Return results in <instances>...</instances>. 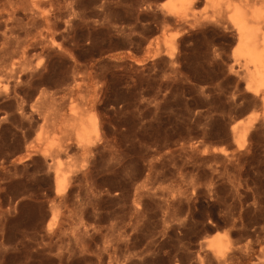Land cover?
<instances>
[{"label":"rangeland","instance_id":"rangeland-1","mask_svg":"<svg viewBox=\"0 0 264 264\" xmlns=\"http://www.w3.org/2000/svg\"><path fill=\"white\" fill-rule=\"evenodd\" d=\"M216 1L0 0V264H264V95Z\"/></svg>","mask_w":264,"mask_h":264},{"label":"bare ground","instance_id":"bare-ground-1","mask_svg":"<svg viewBox=\"0 0 264 264\" xmlns=\"http://www.w3.org/2000/svg\"><path fill=\"white\" fill-rule=\"evenodd\" d=\"M28 1L30 3L32 10L39 7L41 5L40 4L41 2L44 3V1H45L48 3V0L47 1L46 0H28ZM194 1L195 0H170L169 3H165V4L163 3L161 5H163V8H167L169 10V12H174L176 10L175 8H176V5L178 3L181 5L192 4ZM209 1L214 6L218 5V3H219L216 0H209ZM226 1H227L226 2V11L231 12V16L229 19H230V22H231L233 28L236 31V42H237L236 44H237V46L233 52L234 59H235V65L236 64L237 65L243 64L242 69L245 70V74L248 76L247 78H248L250 85H251L250 88L254 89L255 94L258 95L260 93H263L262 95H264V0H240V1H238V3L234 2L233 0H226ZM39 14H40V11H39ZM45 16L46 15H43V16L41 15V17H43V19ZM31 18H33V17H31ZM46 19L44 21H46ZM47 25H49V24H47ZM47 25H46V27H47ZM43 36H44V34H43ZM41 41H42V39H41ZM55 43H54V45H55ZM26 48H28V47H26ZM25 57H26V55H25ZM27 57H28V55H27ZM19 58H20V56H19ZM27 61H29V60H27ZM24 62H26V60ZM27 63H26V65H27ZM37 69H38V67H37ZM33 71H31V72H33ZM82 122H83V120H82ZM82 124H83V127H82ZM82 124H81L82 128L81 129L79 128L80 131L78 132L77 137H78V140L80 142L86 143V137L87 136L89 138H91L90 137V136H92L91 134L94 135V134L99 133V131H100V125L99 124L100 123H99L98 118L96 116H91L86 123H82ZM250 127H251V124H248L247 126H245L243 128L242 131H240V132L235 131L234 132L235 139H239L242 142H244ZM86 144H88V143H86ZM241 147H242V145H240L239 148H241ZM65 184H66V177H64V174L60 171V169L57 168L55 171V174H54V185H55V192L57 195H61L62 193H64V191L66 189ZM226 245H225L224 240H221L219 242L212 241L210 244V248L215 253H217L218 256L222 257V256H224V249H226Z\"/></svg>","mask_w":264,"mask_h":264}]
</instances>
